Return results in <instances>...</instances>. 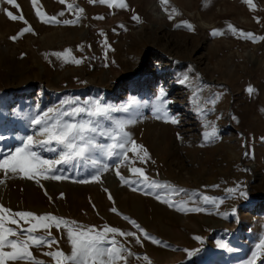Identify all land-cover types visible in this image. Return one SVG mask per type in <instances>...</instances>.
I'll use <instances>...</instances> for the list:
<instances>
[{
  "label": "rangeland",
  "instance_id": "rangeland-1",
  "mask_svg": "<svg viewBox=\"0 0 264 264\" xmlns=\"http://www.w3.org/2000/svg\"><path fill=\"white\" fill-rule=\"evenodd\" d=\"M17 2L36 34L27 33L16 42L9 39L25 25L10 21L2 11L7 7L20 14L18 10L0 5V136L4 137L0 150L6 154L19 146L22 138L35 135L37 129L30 121L37 114L48 108L78 106H61L62 101L79 98L82 106L85 99H99L115 108L134 103V116L112 113L115 119L137 121L126 131L147 149L151 159L141 163L129 151L134 166L144 168L147 176L158 182L187 190L175 195V201L207 211H178L161 202L163 192L157 200L153 190L144 185L123 184L116 168L135 180L129 171L131 161L99 155L93 158L109 165L100 182L92 180L97 168L87 160L57 165L55 174L68 179L41 180L43 187L33 180L0 174L5 181L0 184V204L14 212L51 213L101 230L108 225L136 231L123 218L127 216L170 245L164 248L147 240L139 245L128 237L127 246L141 257L130 258V264H147L144 255L152 264H249L254 253L259 256L257 245L264 240V40H245L234 35L228 25L264 36V0H254L255 11L242 0H170L169 10L174 6L180 13L173 20L158 0H126L127 10L75 0L85 10L76 25L44 24L31 0ZM72 2L66 0L61 5L59 0H39L38 6L48 16L71 20L75 13L67 9V3ZM61 11L65 13L62 17L58 15ZM133 14L141 22L133 20ZM97 16L105 18L98 20ZM182 20L190 22L194 31L176 28ZM213 30L223 35L213 36ZM66 49L83 62L76 65L52 55ZM249 86L256 89L251 96L246 91ZM161 89L169 101L167 113L179 121L177 124L155 118ZM217 95L219 99L212 104ZM104 123L110 126V122ZM207 124L215 126L216 139H204L203 133L212 131ZM96 139L101 144L111 143L105 137ZM36 151L44 159L55 160L63 149L53 142ZM82 180L89 182L80 183ZM133 187L139 190L133 191ZM227 188L236 192L227 193ZM203 195L224 202L219 208L204 204ZM113 206L115 213L110 211ZM51 231L60 248L70 252L66 234L55 228ZM116 239L125 241L119 236ZM33 254L54 264L35 249Z\"/></svg>",
  "mask_w": 264,
  "mask_h": 264
},
{
  "label": "snow or ice",
  "instance_id": "snow-or-ice-1",
  "mask_svg": "<svg viewBox=\"0 0 264 264\" xmlns=\"http://www.w3.org/2000/svg\"><path fill=\"white\" fill-rule=\"evenodd\" d=\"M90 4L107 5L109 8L128 9L126 0H88ZM250 10L255 11L256 5L254 0H242ZM32 6L36 9V16L44 24L57 25H76L80 22L84 14V9L79 7L75 0L72 3H67V9L75 13V19L60 20L56 15L48 16L41 10L39 0H31ZM61 5L66 3V0H59ZM161 8L167 13L168 19L173 20L177 15H180L178 10L172 6L170 7V0H158ZM7 4L19 11L20 14H14L9 8L4 7L2 11L6 17L13 22H23V27L16 35L9 37L13 42L22 38L25 34H36L32 26L25 19L21 6L17 0H0V5ZM59 16H64V11H61ZM104 16H97L95 19L103 20ZM138 23L141 19L138 15L133 14L131 17ZM259 23V18H256ZM124 27V25H120ZM176 28L184 27L189 31H194V26L187 20H182L175 25ZM228 29L236 35L245 40H264V36L257 37L251 32H244L238 30L233 25L229 24ZM104 35L103 31L100 33ZM213 36L223 35L220 30H213ZM81 48L83 46H80ZM106 47H109L106 44ZM23 55V54H22ZM57 59H62L64 62H71L79 65L83 61L77 59L72 55L71 49H66L63 52L52 53ZM107 66V64L105 65ZM187 79V78H185ZM183 82V81H182ZM251 96L256 92L252 86L246 89ZM166 93L163 89L160 90L156 98L155 104V118L163 120L166 123L177 124L179 121L167 113L166 106L169 103L165 99ZM219 99L217 95L210 102L216 103ZM68 104H77L76 107H69L67 110L61 108H48L42 114H37L31 119L30 124L34 126L37 131L35 135H28L22 138L21 143L14 150L8 151L6 154L0 150V174L4 177L19 176L23 179L33 180L38 185L43 187L41 180H65L68 179L64 175H56L59 171L57 165H64L73 162L90 161L93 166L97 168L92 180L100 182V175L102 172L109 170L107 163H102L100 160L93 158L99 155L103 158L111 159L112 157L122 158L123 161H131L128 152H132L137 160L141 163H147L151 159L148 151L143 145L136 143L131 134L126 131L128 125L135 124L137 121L134 118L129 119H115L113 112H124L135 115L132 111L137 107L134 103L126 106L115 108L101 103L99 99L88 100L81 102L79 98L76 100L62 101L61 106ZM264 111V109H261ZM86 116L87 118H81ZM67 117L68 119H65ZM79 118V119H78ZM235 119V117H234ZM104 122H110V126H105ZM205 127H211L212 131H205L203 133L206 141L217 138V133L214 125L207 124ZM105 137L111 141L108 144H101L97 142L96 137ZM4 137L0 136V140ZM55 142L56 145L62 146L59 159L48 160L44 159L37 148L44 149L48 145ZM54 149L48 148V151ZM142 154V155H141ZM154 162V161H153ZM132 165L129 171L137 177L135 180H130L121 174L119 166L116 168V175L125 185L141 184L146 188L153 190L151 194L155 195L157 200H161V192L165 198L161 200L162 203L168 204L169 207H174L178 211L183 212H205L206 208L196 206H188V202L183 200L175 201L173 197L181 192H186L185 189H177L175 186L167 183L158 182L147 176L144 168L135 167V161H131ZM4 179H0V184H3ZM80 183H88V180L79 181ZM214 187H218L214 186ZM133 191L139 190L137 187L132 188ZM107 192V189H104ZM227 193H235V188H227ZM47 195V192H45ZM145 194H150L145 192ZM191 195H196L195 193ZM241 195H246L241 193ZM63 197V193H61ZM109 200L112 196L108 194ZM51 199V198H50ZM204 204H212L219 208L223 200H217L216 197L203 195L201 197ZM191 203L194 200L189 198ZM110 211L117 212L115 206ZM125 220L136 229V231H123L116 227L108 225L103 226V229H97L95 226L86 227L78 224L76 221H70L64 217H59L51 213L37 215L32 211H13L10 208L0 204V264H46L42 259H39L33 254V249L40 252L43 256L51 258L54 264H130V258L137 260L141 259L135 256L131 248L128 247L126 238L132 237L136 244L142 245L145 240L152 244L168 248L170 245L154 236H151L140 224L129 217H123ZM23 221V224L20 222ZM13 225L15 227H13ZM24 225H28L25 227ZM55 228L58 232L66 234L67 242L70 245V252L66 253L60 248V241L53 235L51 229ZM138 233L142 234L138 235ZM125 238L124 242L116 239V237ZM199 239V237H197ZM55 246V247H54ZM47 248L49 250L44 251ZM260 250V255L253 254L252 260L249 264H257L259 259L260 264H264V240L257 245ZM187 251V250H185ZM147 264H152L147 255L142 257Z\"/></svg>",
  "mask_w": 264,
  "mask_h": 264
},
{
  "label": "bare ground",
  "instance_id": "bare-ground-1",
  "mask_svg": "<svg viewBox=\"0 0 264 264\" xmlns=\"http://www.w3.org/2000/svg\"><path fill=\"white\" fill-rule=\"evenodd\" d=\"M154 8H155V7H154ZM154 8H153V9H154ZM207 24H208V23H207ZM122 161H123V160H122ZM155 208H156V207H155Z\"/></svg>",
  "mask_w": 264,
  "mask_h": 264
}]
</instances>
